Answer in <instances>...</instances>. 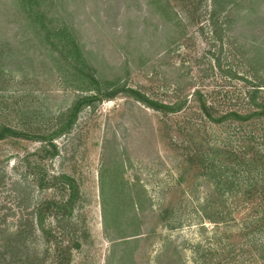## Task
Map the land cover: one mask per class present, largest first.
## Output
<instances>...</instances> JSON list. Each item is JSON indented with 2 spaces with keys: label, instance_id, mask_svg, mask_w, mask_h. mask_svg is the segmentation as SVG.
Listing matches in <instances>:
<instances>
[{
  "label": "rangeland",
  "instance_id": "rangeland-1",
  "mask_svg": "<svg viewBox=\"0 0 264 264\" xmlns=\"http://www.w3.org/2000/svg\"><path fill=\"white\" fill-rule=\"evenodd\" d=\"M49 5L41 8L73 32L97 78L122 77L151 98L186 97V103L165 115L117 94L83 107L70 131L52 140L53 157H39L41 141L0 140V264H54L55 240L78 243L69 264H264V235L252 222L262 195L250 201L246 194L261 187L264 174L244 161L264 152V122L215 125L191 96L200 91L220 112L243 110L255 84L264 101V0H238L225 10L220 17L227 13L232 20L221 40L208 26L210 0ZM19 9L17 0H0V123L37 134L63 119L81 84ZM248 134L255 140L246 145ZM245 146L254 148L244 152ZM214 150L221 151L220 166L210 165L209 173L200 153ZM223 150L239 153L238 165L228 163ZM193 153L195 165L177 183L184 158ZM34 170L46 178L67 174L79 189L69 215L45 217L50 240L36 227L34 210L42 201L63 200L66 192L57 182L38 188ZM219 170L237 177L230 190L210 177ZM169 198L175 207L166 223L157 212ZM206 200L211 210H221V219L201 217Z\"/></svg>",
  "mask_w": 264,
  "mask_h": 264
},
{
  "label": "trees",
  "instance_id": "trees-1",
  "mask_svg": "<svg viewBox=\"0 0 264 264\" xmlns=\"http://www.w3.org/2000/svg\"><path fill=\"white\" fill-rule=\"evenodd\" d=\"M238 0H210V10L208 14V26L210 33L213 39L221 40L223 37V31L226 30L227 24L232 20L230 14L220 15L226 10L227 12L232 11L233 7ZM17 3L20 7L19 12L24 15V18L28 21L36 31L41 41L50 49V52L55 54L56 61L64 67L65 73L69 74L73 79L78 81L81 85L77 88L82 91V93L76 96L71 104L68 106L66 112L61 113L63 119L55 124V127L51 129H46L41 133L30 132V130H25L21 128H14L9 125L0 123V140L5 138H21L32 141H41L44 143L42 148L39 150L42 155L40 158H43V155H48L53 157L57 154L56 147L53 144L52 140L55 137L68 133L77 118L79 111L86 106H91L96 102H99L103 99H112L117 94H123L125 96L131 97L133 100L143 104L145 107L150 108L154 111L160 112L162 114H173L184 109L186 103V97L176 96L171 102H163L155 98L147 96L145 93L141 92L137 88H133L125 84L122 81V77H117L114 79H102L97 78L94 74V70L88 64L86 59L83 56L80 45L73 34L65 24L54 23L52 15L47 10L41 8V4H50V7L53 4V0H17ZM54 59V58H53ZM247 61V58L245 57ZM250 59L248 58V61ZM249 65V62H248ZM251 89L247 91V105L243 110H226L220 112L217 110L216 106L212 103H208L200 91H193L191 96L195 102L197 110L200 112L201 116L204 119L215 125H221L223 122L237 121L241 123H250L254 121L264 122V101L257 98L258 86L251 84ZM260 138H262L260 136ZM246 139V145L250 142V139L255 140V135L248 134ZM244 140V139H243ZM254 146H249L244 152L252 150ZM210 154L200 153L202 157L205 155L207 159V164L203 167H207L209 173H212L210 165L214 168L219 167L216 165V154H219L221 151H211ZM226 153L228 163L233 162L238 165L237 160L240 159L239 153L235 151H224ZM241 152L242 156L246 153ZM248 157L245 159L246 166L251 169L257 167L260 175L264 174V152L258 154H247ZM197 153L190 154L186 156L181 166V171L177 179V183H180L181 180L191 171L193 165H195ZM241 160V159H240ZM209 165V166H208ZM37 165L32 166L35 168ZM232 168L230 164H228ZM227 167V166H225ZM230 167H227L231 169ZM233 169V168H232ZM36 178L34 181L36 186L40 189L46 188L55 184L56 182L60 186L61 191L66 192V196L63 200H46L42 201L36 205L34 210V222L36 227L42 234L51 239L52 234H49L51 228L49 226L45 227L44 219L48 214H60L61 216L69 215L77 200L79 198V189L77 183L73 177L67 174L52 175L49 178H46L43 172L39 170L32 171ZM39 174V176H37ZM212 178H215L214 184L218 187L221 183L224 189H229L234 182L237 181L234 172H231L225 176L222 170L217 171V173L210 174ZM264 177L262 178V180ZM217 181V182H216ZM218 189V188H217ZM259 192L262 195V200L257 203V209H254L256 216L252 221L255 229L253 231H260L264 235V180L261 187L256 189L248 188L246 190L247 197L250 201H255V195ZM169 197L172 196V191H169ZM171 194V195H170ZM208 198V197H207ZM206 198V199H207ZM169 198L168 203L163 205L160 210L157 212L158 218L160 220L169 222L172 214L174 213L175 204L172 203V199ZM137 208L141 209L139 202H136ZM210 201H205L199 213L202 218H205L209 222H215L217 219H221L220 209L211 210ZM246 228V226H245ZM51 237V238H49ZM124 241V240H123ZM120 241L114 242L117 245ZM62 241L55 240L54 248V264H69L70 249L78 247L77 242H67L64 245H61ZM264 252V245H262ZM179 259V257H178ZM264 259V254L262 255ZM180 264H184L181 262Z\"/></svg>",
  "mask_w": 264,
  "mask_h": 264
}]
</instances>
